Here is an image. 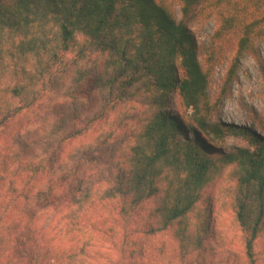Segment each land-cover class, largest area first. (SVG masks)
<instances>
[{
    "label": "trees",
    "instance_id": "trees-1",
    "mask_svg": "<svg viewBox=\"0 0 264 264\" xmlns=\"http://www.w3.org/2000/svg\"><path fill=\"white\" fill-rule=\"evenodd\" d=\"M177 1L181 20L166 0H0V133L26 112L0 147V184L14 178L20 205L48 206L29 215L7 264L255 263L264 134L214 121L191 28L206 0ZM217 2L216 35L241 32L233 83L260 27L232 0ZM230 138L246 146L221 150ZM47 211L58 218L41 231ZM224 214L244 234L242 252L231 251Z\"/></svg>",
    "mask_w": 264,
    "mask_h": 264
},
{
    "label": "rangeland",
    "instance_id": "rangeland-1",
    "mask_svg": "<svg viewBox=\"0 0 264 264\" xmlns=\"http://www.w3.org/2000/svg\"><path fill=\"white\" fill-rule=\"evenodd\" d=\"M178 20L182 19V7L177 0H166ZM218 0H206L195 12L191 22V28L196 36L199 46V60L205 71L209 73V94L211 102L216 106L214 121L225 126L246 127L252 129L256 134H264V0H232L239 7L244 15L251 19L258 20L259 32L255 33V54L250 53L241 60L237 68V77L233 83L228 82V77L232 71L234 58L236 56L237 40L241 32L225 31L216 35L222 29L223 13L225 11L223 3ZM225 5V4H224ZM224 22V21H223ZM82 36L78 39L82 40ZM65 58V57H64ZM173 106L176 112H180L179 99L173 96ZM25 112V111H23ZM12 123V127L2 129L0 133V147L10 141L11 136L17 132L20 122L25 116L24 113ZM190 116V113L187 114ZM191 139V134H188ZM244 147L246 143L239 138H230L226 146ZM5 176L2 173L1 178ZM83 173L70 178L64 191L72 193V188L79 186ZM14 178L9 182L0 184V232L5 241L6 248L0 252V264H7V257L15 253L19 242L24 239V235L29 233L31 226V216L42 212L48 206H41L39 203H29L22 201L15 193V186L11 184ZM226 178L213 184L205 190V195H215L217 189L224 188ZM18 188V187H17ZM20 189V188H18ZM22 190L20 189V192ZM19 206V207H17ZM48 215L43 217V227L50 230L58 214L53 211H47ZM224 214V226L228 229L227 216ZM58 220V219H57ZM226 229V230H227ZM230 247L232 252L243 251L244 234L233 228L228 229ZM34 240L39 239V231L31 235ZM163 240H169V235H164ZM22 264H30V259L26 257ZM264 264V233L258 238L255 245V263Z\"/></svg>",
    "mask_w": 264,
    "mask_h": 264
}]
</instances>
